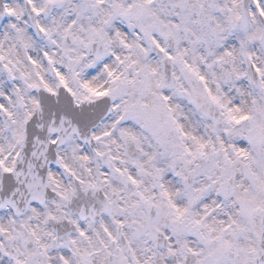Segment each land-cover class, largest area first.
<instances>
[{
    "label": "snow or ice",
    "instance_id": "1",
    "mask_svg": "<svg viewBox=\"0 0 264 264\" xmlns=\"http://www.w3.org/2000/svg\"><path fill=\"white\" fill-rule=\"evenodd\" d=\"M0 264H264V0H0Z\"/></svg>",
    "mask_w": 264,
    "mask_h": 264
}]
</instances>
